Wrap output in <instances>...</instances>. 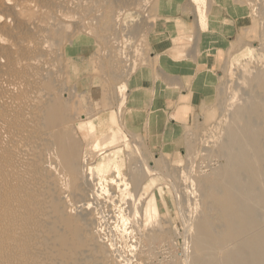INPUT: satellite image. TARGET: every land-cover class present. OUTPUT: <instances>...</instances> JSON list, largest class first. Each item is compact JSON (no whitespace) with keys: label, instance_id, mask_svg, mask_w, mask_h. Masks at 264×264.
<instances>
[{"label":"rangeland","instance_id":"rangeland-1","mask_svg":"<svg viewBox=\"0 0 264 264\" xmlns=\"http://www.w3.org/2000/svg\"><path fill=\"white\" fill-rule=\"evenodd\" d=\"M59 1L65 3L0 0L3 82L28 77L13 64L38 55L43 36L35 30L16 34L22 25L15 12L35 17L27 9L31 4L66 17L44 33L54 45L45 55L53 70L12 98L25 104L42 91L54 97L28 111L8 110L5 99L0 120L25 130L40 128L29 113L60 99L68 109L66 124L72 125L62 134L70 143L68 170L60 172L46 157L0 182V264L192 263L193 221L206 217L214 231L221 230L219 211L204 193L206 179H217L226 164L218 142L226 139L221 128L232 117L230 102H242L248 107L244 120L263 129L258 112H247L261 98L259 88L246 85L242 76L264 65V0H202V24L189 0ZM5 41L18 52L6 53ZM25 43L34 50L30 55ZM211 55V82L190 121L157 123L154 131L156 88L174 83L179 66L181 72L184 66L203 69ZM102 116L104 125L97 128ZM79 121L86 123L77 126ZM170 127L177 131L166 134ZM31 131L24 133L26 142L46 153L55 139ZM100 132L113 140L104 143ZM0 162L10 170L19 167L2 155ZM42 168L50 175L34 178ZM247 178L239 174L240 180ZM23 182L29 188L22 189ZM152 195L157 208L148 203ZM63 231L71 234L64 252L58 244Z\"/></svg>","mask_w":264,"mask_h":264},{"label":"bare ground","instance_id":"bare-ground-1","mask_svg":"<svg viewBox=\"0 0 264 264\" xmlns=\"http://www.w3.org/2000/svg\"><path fill=\"white\" fill-rule=\"evenodd\" d=\"M5 1L9 3L8 0ZM51 1L57 4L65 3V1L59 0ZM189 1L195 3L194 10L197 12L198 21L202 24L205 17L201 6H199L202 0ZM15 6L12 5L14 8ZM142 7L143 5L139 8ZM27 9H31L36 16L22 15L21 11H16L15 17L22 28H15L18 29L15 33L21 35L25 31L35 30L43 32V36L40 41V48L37 49L38 55L30 57L28 60H19L13 64L15 70L26 73L28 77L25 80L16 82L0 81V90L4 91L0 95V103H3L5 99H10L3 104L11 111L20 109L28 111L37 108L43 99L50 101L54 97L50 92L42 91L31 96L25 104L12 98L14 95L24 93L27 85L40 83L44 78L43 71L53 70L54 65L45 55L53 53L54 45L49 41L51 37L44 33L50 32L49 30L55 25V20L61 21V19L66 18L64 14L49 12L36 5L29 4ZM113 20L115 19L113 18ZM5 42L6 53L15 54L18 52L13 44L8 41ZM23 47L27 55L34 52L27 43ZM35 68H40L42 71H36ZM62 68L64 69V67ZM246 74L249 75L248 72ZM242 77H244L243 82L245 81L249 87L256 86L259 88L261 98H255L247 112H258L263 129L260 127L255 128L254 125H249L244 120L248 107L242 105V102L238 101L237 98L234 100L237 99L240 104L230 102L232 117H229L226 124L221 128V133L226 134V139L221 143L218 142V153L226 156V164L223 165L224 169L220 171L217 179H206L204 193L219 211L222 219L221 230L214 231L210 224L211 221L206 217L197 218L193 221V224L191 223L193 233L190 234L192 237L189 236L191 245L188 244L191 247V251H189L191 253L190 259H192L190 262L192 261V263L190 264H216L217 262H220V264H264V65L259 66V69L257 68L252 76H245L244 74ZM67 115V106L62 100L57 99L46 105L44 103L40 111L29 113V120L37 123L40 127L33 128L32 131L22 129L4 119L0 120V155L19 163L17 169L12 168L13 170H10L0 162V182H2L4 176L24 174L25 168L46 157L56 162L60 172L68 170L69 165L66 162V156L69 153L70 143L68 142L69 138L62 136L63 132L72 126L66 124L68 123L65 120ZM105 120V117H99L96 127H103ZM85 123L79 121L77 126H82ZM221 129L219 127V130ZM26 131L28 133L31 131L46 141H52V139H55V141L50 149H46V153L41 154L40 152L44 149L40 147L35 149L26 142L24 134ZM99 138L104 143L113 140L112 136L102 135L101 132ZM243 172L248 175L246 180L239 179V174ZM48 174V169L42 168L32 176L36 178L37 175L47 176ZM58 174L55 173V177ZM223 174H226L224 178H222ZM28 184L23 182L20 186L22 189H27L29 188ZM56 196L60 197L59 193ZM148 203L150 206L157 208L154 195L149 198ZM130 209L132 208L130 207ZM68 229L70 228L68 227ZM70 241V233L67 231L60 233L58 236L59 249L64 252ZM9 247H15V244H11ZM196 251L199 252V256L195 255Z\"/></svg>","mask_w":264,"mask_h":264},{"label":"crops","instance_id":"crops-1","mask_svg":"<svg viewBox=\"0 0 264 264\" xmlns=\"http://www.w3.org/2000/svg\"><path fill=\"white\" fill-rule=\"evenodd\" d=\"M209 57L202 62L204 68L201 70L195 69L193 71L184 66L186 70L183 69L181 72V66H179L180 72L172 74L174 83L171 82L172 84H170L169 81H165L156 88V93L160 96L158 99L154 98L153 101L154 131L157 129L156 126H159L156 125L157 123H160L162 127V123L175 126L190 121L211 82V77L208 74H211L209 68L213 63V56ZM194 64L196 68L200 67V62ZM171 130H176V128L170 127L166 134L170 133Z\"/></svg>","mask_w":264,"mask_h":264}]
</instances>
